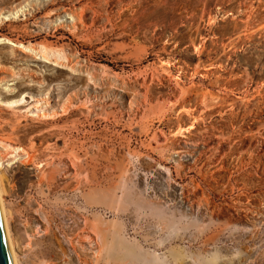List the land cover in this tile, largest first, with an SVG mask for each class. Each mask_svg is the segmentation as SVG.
Instances as JSON below:
<instances>
[{
    "label": "rangeland",
    "instance_id": "rangeland-1",
    "mask_svg": "<svg viewBox=\"0 0 264 264\" xmlns=\"http://www.w3.org/2000/svg\"><path fill=\"white\" fill-rule=\"evenodd\" d=\"M0 38L19 264H264V0H0Z\"/></svg>",
    "mask_w": 264,
    "mask_h": 264
},
{
    "label": "bare ground",
    "instance_id": "bare-ground-1",
    "mask_svg": "<svg viewBox=\"0 0 264 264\" xmlns=\"http://www.w3.org/2000/svg\"><path fill=\"white\" fill-rule=\"evenodd\" d=\"M8 19L9 18H7L6 20H8ZM1 41H4L5 43L12 44V45H18L19 47L24 48L26 51L32 50V47L25 46V45H23L21 43H15V42H13L10 39L0 38V42ZM43 57H44L43 60L49 61V59H48L49 57L47 55H43ZM15 150H16V148H15ZM0 205H1L2 214H3V218H4V224H5L6 232H7V236H8V242H9L10 250H11V253H12V258H13L14 264H19L18 256L16 254V249H15V246L13 244V240L11 238L10 226H9V223H8V217H7V214H6V209H5V205H4V201H3V188L1 186V183H0Z\"/></svg>",
    "mask_w": 264,
    "mask_h": 264
},
{
    "label": "water",
    "instance_id": "water-1",
    "mask_svg": "<svg viewBox=\"0 0 264 264\" xmlns=\"http://www.w3.org/2000/svg\"><path fill=\"white\" fill-rule=\"evenodd\" d=\"M0 264H14L0 205Z\"/></svg>",
    "mask_w": 264,
    "mask_h": 264
}]
</instances>
